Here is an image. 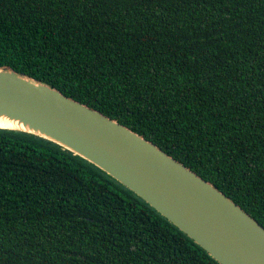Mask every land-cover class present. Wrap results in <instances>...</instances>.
I'll list each match as a JSON object with an SVG mask.
<instances>
[{"label":"trees","instance_id":"obj_1","mask_svg":"<svg viewBox=\"0 0 264 264\" xmlns=\"http://www.w3.org/2000/svg\"><path fill=\"white\" fill-rule=\"evenodd\" d=\"M116 119L264 227V0H0V68ZM0 264H220L68 148L0 128Z\"/></svg>","mask_w":264,"mask_h":264},{"label":"water","instance_id":"obj_2","mask_svg":"<svg viewBox=\"0 0 264 264\" xmlns=\"http://www.w3.org/2000/svg\"><path fill=\"white\" fill-rule=\"evenodd\" d=\"M0 109L95 164L145 200L220 264H264V227L211 182L99 110L7 67Z\"/></svg>","mask_w":264,"mask_h":264},{"label":"bare ground","instance_id":"obj_3","mask_svg":"<svg viewBox=\"0 0 264 264\" xmlns=\"http://www.w3.org/2000/svg\"><path fill=\"white\" fill-rule=\"evenodd\" d=\"M0 126L1 127H15V128H23L30 129L37 132L45 133L39 126H36L30 121L24 120L19 116H15L12 113L0 109ZM48 134V133H45Z\"/></svg>","mask_w":264,"mask_h":264}]
</instances>
